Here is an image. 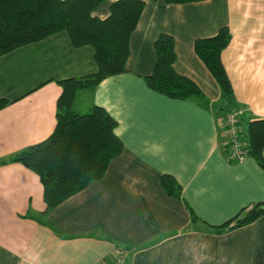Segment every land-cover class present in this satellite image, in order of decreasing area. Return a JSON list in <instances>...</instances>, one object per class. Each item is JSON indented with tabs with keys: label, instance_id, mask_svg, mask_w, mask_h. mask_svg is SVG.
I'll list each match as a JSON object with an SVG mask.
<instances>
[{
	"label": "crops",
	"instance_id": "obj_1",
	"mask_svg": "<svg viewBox=\"0 0 264 264\" xmlns=\"http://www.w3.org/2000/svg\"><path fill=\"white\" fill-rule=\"evenodd\" d=\"M112 1L93 14L107 16ZM144 1L127 70L84 89L87 109L101 105L116 119L123 148L102 177L51 208L39 174L8 158L53 132L58 79L94 71V49L59 30L0 54V264H108L117 247L125 264H264V213L227 224L264 201V168L251 155L230 156L222 121L231 105L223 100L219 114L220 87L194 49L196 38L227 26L221 60L233 106L245 119L264 118V0ZM161 32L174 38L175 70L202 98H172L146 83ZM163 173L180 196L162 187Z\"/></svg>",
	"mask_w": 264,
	"mask_h": 264
},
{
	"label": "trees",
	"instance_id": "obj_2",
	"mask_svg": "<svg viewBox=\"0 0 264 264\" xmlns=\"http://www.w3.org/2000/svg\"><path fill=\"white\" fill-rule=\"evenodd\" d=\"M101 1L0 0V54L59 30L67 31L74 46L89 44L94 49L97 64L94 71L58 79L62 91L56 102L53 132L8 158L22 162L39 174L46 208L57 205L92 180L102 177L111 159L123 148L114 131L116 119L98 104H92L86 111H77L74 99L78 91L92 90L102 78L127 70L129 37L145 1L113 0L109 14L99 17L92 11ZM165 1L180 3L194 0ZM229 38L228 27L221 26L213 35L196 38L194 49L220 87V109L225 108L224 100L233 110L236 108L233 106V89L221 60V51ZM154 48L156 60L153 70L144 77L148 86L172 98H202L203 93L197 84L174 68L173 36L161 32L154 41ZM5 103L0 98V107ZM239 120L246 155L253 156L264 168V118L245 119L242 113ZM159 180L169 194L180 196V187L171 174L163 173ZM262 213L264 201L237 214L227 224L234 220L233 225H242Z\"/></svg>",
	"mask_w": 264,
	"mask_h": 264
},
{
	"label": "built area",
	"instance_id": "obj_3",
	"mask_svg": "<svg viewBox=\"0 0 264 264\" xmlns=\"http://www.w3.org/2000/svg\"><path fill=\"white\" fill-rule=\"evenodd\" d=\"M242 113L243 109L241 108L230 110L222 121V128L226 137L225 141L230 149V156L239 160L246 156L243 148L244 141L240 134L242 125L239 119ZM125 254L124 249L115 248L113 250L112 261L108 264H125Z\"/></svg>",
	"mask_w": 264,
	"mask_h": 264
},
{
	"label": "rangeland",
	"instance_id": "obj_4",
	"mask_svg": "<svg viewBox=\"0 0 264 264\" xmlns=\"http://www.w3.org/2000/svg\"><path fill=\"white\" fill-rule=\"evenodd\" d=\"M82 91V95L83 96H80V99H76V102H74V108L77 110V111H86L87 110V104H88V93L84 90H81ZM80 91V92H81ZM218 112L219 114L223 113L224 112V108L222 109H218Z\"/></svg>",
	"mask_w": 264,
	"mask_h": 264
}]
</instances>
